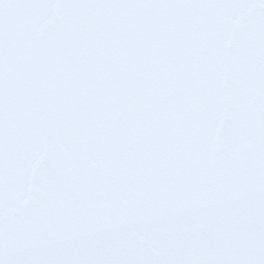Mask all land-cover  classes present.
<instances>
[{
	"label": "snow or ice",
	"instance_id": "6c2138e0",
	"mask_svg": "<svg viewBox=\"0 0 264 264\" xmlns=\"http://www.w3.org/2000/svg\"><path fill=\"white\" fill-rule=\"evenodd\" d=\"M0 264H264V0H0Z\"/></svg>",
	"mask_w": 264,
	"mask_h": 264
}]
</instances>
